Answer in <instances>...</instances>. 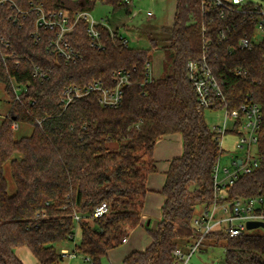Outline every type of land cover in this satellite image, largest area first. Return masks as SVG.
I'll return each instance as SVG.
<instances>
[{
	"label": "trees",
	"instance_id": "obj_1",
	"mask_svg": "<svg viewBox=\"0 0 264 264\" xmlns=\"http://www.w3.org/2000/svg\"><path fill=\"white\" fill-rule=\"evenodd\" d=\"M15 1L22 8L42 4L48 10L70 13L90 11L102 3L126 14L131 13L133 2ZM250 6L247 3L243 8ZM207 9L208 14L202 0H176L170 36L162 47L163 74L149 78L146 67L152 60L154 41L149 48L130 47L99 25L101 46L97 48L90 44L86 23L79 21L66 37L81 59L65 64L46 50L54 31L41 30L36 42L31 36L34 13L17 28L9 22L5 8H0V36L9 41L12 55L6 66L0 61V83L10 104L0 123V264H24L14 253L21 246L40 264H64L56 245L73 241L76 226L81 236L72 252L90 264H100L109 250L123 243L127 231L140 223L147 176L156 171V141L180 133L183 152L169 161L165 171L161 218L154 230L147 228L151 241L122 261L172 264L173 251L197 238L191 226L195 207L211 201L214 166L223 151L203 118L204 108L186 73L187 63L203 54L222 87L224 106L238 109L250 100L262 113L257 143L260 164L226 189V200L264 191V37L253 49L241 50L237 40L254 34L257 17L220 16L221 7ZM33 66L47 78L33 77ZM119 69L130 72V82L122 90L118 107L101 106L98 95L92 93L61 110L58 99L65 87L97 80L110 86L112 72ZM235 69L245 73L234 75ZM11 79L26 86L18 100ZM13 123L32 129L16 137ZM7 162L15 187L12 194L4 176ZM102 203L106 211L95 216ZM204 240L222 243L223 264H264L263 234L229 237L214 231Z\"/></svg>",
	"mask_w": 264,
	"mask_h": 264
},
{
	"label": "built area",
	"instance_id": "obj_2",
	"mask_svg": "<svg viewBox=\"0 0 264 264\" xmlns=\"http://www.w3.org/2000/svg\"><path fill=\"white\" fill-rule=\"evenodd\" d=\"M247 3L251 6L244 9L243 6ZM202 6L207 14L209 11L207 8L216 6L222 8L220 16H223L225 13L235 16L247 15L250 19L253 16L257 17L253 29L254 34H244L238 38L236 43L237 48L251 50L264 37V8L258 3L244 0H212V2L211 0H202ZM0 8H5L8 13L9 22L17 28L23 26L30 12L34 13V30L31 36L36 42L40 40L41 30L54 31L55 36L49 39L46 50L56 58L61 59L65 64L75 63L81 59V55L73 49L66 37L79 21L86 23V34L91 46L97 48L101 46L98 26L105 25L95 21L88 10H78L73 13H70L68 10L53 11L45 9L42 4L32 3L29 7L22 8L15 0H0ZM148 15L152 16L153 13L148 12ZM110 33L112 34L113 32L110 31ZM123 43L125 45L128 44L124 38ZM10 51L9 41L0 36V61L4 66L7 65L8 57L12 58ZM146 69L147 76L149 77V64H147ZM186 73L188 81L193 86L200 107L204 109L223 108L225 110L223 123L210 127L211 131L216 135L218 145L220 146V139L226 132L234 131L237 134L235 141L236 148L244 149L245 155L232 158L230 165L223 167L224 176L222 178L218 176L219 160H217L212 176V199L209 203L204 204L205 207L202 213L194 216L191 222L197 238L187 245L189 252L185 253L182 248H177L173 251L174 260L172 264H188L192 254L202 244L205 235L209 233L222 231L229 237H237L252 230L247 228L248 222H261L264 225V191L247 198L240 197L231 201L226 200V189L239 176L253 172L260 164L261 156L257 151L258 131L262 121L260 106L249 100L241 104L238 109L228 110L224 106L225 97L222 94V87L212 73L204 54L198 59L190 60L187 63ZM233 73L234 75H242L245 72L235 69ZM32 74L33 77H36L40 81L47 78L46 74L38 66H33ZM129 82L130 72L125 69H119L112 72V85L110 86H104L101 80L83 85H69L61 92L58 105L63 111L74 100L96 93L98 95L97 101L101 106L116 108L121 104L122 90L129 85ZM11 87L15 100H18L19 95L26 90L25 85L18 84L13 79H11ZM229 120L232 121V128L228 127ZM12 128L17 129L18 124L13 123ZM252 149H254L253 153ZM105 211L106 205L102 203L96 209L94 215L100 216ZM219 212L220 215L217 216ZM42 215L45 214L43 213ZM74 218L79 221L78 215H75ZM258 228L262 227L259 226ZM61 253L63 257L69 258L74 255L72 251L70 252L67 249H61Z\"/></svg>",
	"mask_w": 264,
	"mask_h": 264
},
{
	"label": "rangeland",
	"instance_id": "obj_3",
	"mask_svg": "<svg viewBox=\"0 0 264 264\" xmlns=\"http://www.w3.org/2000/svg\"><path fill=\"white\" fill-rule=\"evenodd\" d=\"M229 1V0H225ZM252 3H258L264 8V0H244ZM176 7V0H133L131 4V13L126 14L124 11L113 12L112 7L102 3H96L90 14L95 21H98L108 27L110 31L116 33L118 36L123 37L128 42L130 47L149 48L152 46V41L156 43L153 46L152 60L149 64V78H158L163 74L162 61L163 52L162 47L167 44V39L170 36V28L174 22V12ZM148 12L153 15L149 16ZM8 97L4 91L3 85L0 83V123L8 114L9 110ZM203 118L209 127L213 125H221L225 119V110L223 108L217 109H204ZM232 121H228V127L232 128ZM31 126H19L15 130V136L18 134H29ZM237 134L234 131L226 132L220 139V146L222 153L219 157V178L224 176L223 167H228L232 158L242 157L245 155L244 149L236 148L235 141ZM252 149V153H253ZM4 176L8 182V193L12 194L15 190L14 183L10 174L9 163L4 165ZM204 204H198L195 207L194 216H198L204 210ZM220 215V212L217 216ZM137 238L135 244L142 246L147 240L145 231L142 229L137 230ZM249 233L263 234L264 229L254 228ZM81 233L78 226L74 231V240L63 244H57L59 250L61 247L68 248L71 252L73 244L77 243L80 239ZM185 253L189 252L187 246H183ZM122 250H117L113 256H104L101 258L100 264H121ZM25 251L27 255L32 258L36 264V260L26 247H17L14 253L25 264H32L25 258ZM108 253V252H107ZM224 261V248L221 244L212 245L210 242H202L198 249L192 254L188 264H223ZM64 264H90V262L83 259V256L74 254L72 257H64Z\"/></svg>",
	"mask_w": 264,
	"mask_h": 264
},
{
	"label": "crops",
	"instance_id": "obj_4",
	"mask_svg": "<svg viewBox=\"0 0 264 264\" xmlns=\"http://www.w3.org/2000/svg\"><path fill=\"white\" fill-rule=\"evenodd\" d=\"M182 152H183V146H182V137L180 133L167 134L162 136L159 140L156 141L153 149V159L156 164V171L147 176V180H146L147 192L144 199L140 223L135 228L129 229L127 231L128 232L127 238L120 246L108 251L107 255L109 257L113 256V253L116 252L117 250H120V248H123L124 250H122V257H121V264H123L122 263L123 258L127 254H129L134 250H143L148 246V244L151 241V238L148 234L147 228H151L153 221H158L161 218V206L164 198L161 195L160 190L163 186V182L165 179V171L168 168L169 161L175 157H179L182 154ZM139 229L145 231V234L147 236V240L142 244V246H138L135 244V240L138 235L136 232ZM61 249L68 250V248H65V246L61 247ZM30 254L35 258V256L31 252ZM25 258H27L32 264H36L32 258L30 259L26 251H25ZM83 259L86 261L88 260L85 257H83ZM38 264L40 263L38 262Z\"/></svg>",
	"mask_w": 264,
	"mask_h": 264
},
{
	"label": "water",
	"instance_id": "obj_5",
	"mask_svg": "<svg viewBox=\"0 0 264 264\" xmlns=\"http://www.w3.org/2000/svg\"><path fill=\"white\" fill-rule=\"evenodd\" d=\"M156 222L157 221H153V223L151 225V229L154 230L156 228ZM259 226L264 228V225L261 222H248L247 223V228L248 229H254V228H257ZM174 242H179V241L175 240Z\"/></svg>",
	"mask_w": 264,
	"mask_h": 264
}]
</instances>
